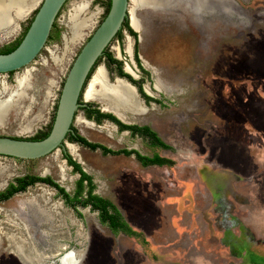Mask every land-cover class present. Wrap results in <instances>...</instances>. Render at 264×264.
<instances>
[{"label":"rangeland","instance_id":"obj_1","mask_svg":"<svg viewBox=\"0 0 264 264\" xmlns=\"http://www.w3.org/2000/svg\"><path fill=\"white\" fill-rule=\"evenodd\" d=\"M180 1L150 8L131 0L130 21L139 40L125 29L123 39L108 47L125 68L132 58L139 70L137 50L152 72L145 89L165 100L162 107L118 110L166 122L163 136L173 148L162 154L174 164L144 167L130 156L76 143L77 156L68 147L93 176L95 193L115 202L147 242L111 231L90 207L66 205L51 186L34 185L0 203V264H24L12 248L14 234L34 247L43 264H66L62 260L71 251V264H244L228 246L241 225L244 250L258 254L248 253L245 260L264 264V0H214L210 10ZM41 2L27 0L21 18L11 13L9 26L0 29V49L22 36ZM84 3L83 15H93L94 24L66 51L71 15ZM106 3L69 0L40 55L13 75L0 74L1 94L25 80L21 109L11 110L0 135L33 137L50 127L66 75L105 17ZM208 12L214 17L209 25L203 20ZM99 66L86 95L114 110L111 100L98 96L101 80L116 83V67H108L105 58ZM85 120L79 111L76 127L92 142L112 149L136 143L122 141L111 123L104 128ZM23 175L50 177L72 194L80 177L62 149L37 159L0 156V191ZM47 251L53 255L49 260Z\"/></svg>","mask_w":264,"mask_h":264},{"label":"water","instance_id":"obj_2","mask_svg":"<svg viewBox=\"0 0 264 264\" xmlns=\"http://www.w3.org/2000/svg\"><path fill=\"white\" fill-rule=\"evenodd\" d=\"M68 1L42 0L20 44L11 52H0V74L18 71L40 55ZM130 3L131 0H111L107 14L77 54L63 83L50 133L37 140L0 135L1 156L37 159L61 148L67 150V136L74 131L72 126L76 122L77 112L86 105L82 104V97L88 100L86 92L94 79V76L90 78L92 70L130 19ZM130 25L133 27L132 23ZM72 253H67L64 259L66 264L75 261Z\"/></svg>","mask_w":264,"mask_h":264},{"label":"flooded vegetation","instance_id":"obj_3","mask_svg":"<svg viewBox=\"0 0 264 264\" xmlns=\"http://www.w3.org/2000/svg\"><path fill=\"white\" fill-rule=\"evenodd\" d=\"M67 4V3H66ZM163 4V3H162ZM151 8V7H150ZM107 14V13H106ZM214 20V17L212 16L211 18V21H210V24L211 22ZM129 21V25L132 23V21H130V19L128 20ZM127 22V21H126ZM125 22V23H126ZM209 25V24H207ZM130 27L135 31L137 32V30L132 27L130 25ZM127 29L129 31V29L125 26L124 24V27L123 29L118 33V35L116 36V38H122L123 39V32L124 30ZM130 33V31H129ZM131 34V33H130ZM132 35V34H131ZM133 36V35H132ZM134 37V36H133ZM115 38V39H116ZM136 39V41L139 40L138 38V32H137V37H134ZM114 39V40H115ZM18 40V39H17ZM16 40V41H17ZM14 41V42H16ZM12 44V43H11ZM10 45V44H9ZM105 53H110L108 51V48L106 49V52ZM112 54V53H111ZM105 55V54H104ZM103 55V56H104ZM102 56V57H103ZM106 60H107V65L108 67H113L115 66L116 67V74L118 75L117 79H124L126 80L127 82H129L130 84H132L133 87H135V90L137 93H139L137 95V101L139 102L140 104V107H141V111H136L138 113H141V112H145V111H148L151 107L155 108V109H159L162 107L163 103L165 102V100H163L161 97H159V94L157 92H150L148 89H145V82L150 78H152V72L146 68V66L144 65L143 63V59L140 57V55L138 54L137 50H135V60L137 62V65L139 67V70L136 68V64L134 62V60L131 58V64L127 65L128 67L125 68L124 67V64H123V61L122 60H119L121 62V64H116V65H110L109 64V61H108V58L107 57H104ZM102 58V60L104 59ZM114 58H116L114 56ZM117 59V58H116ZM101 60V61H102ZM101 61L99 62V64L96 63L95 67L93 68L92 70V73L90 75V78L95 76L96 74V71L98 70V68L100 67V63ZM134 67L136 70H134L132 67ZM128 68H130L133 72H135L134 74L131 73V71L128 70ZM126 70V71H125ZM125 73V74H128L130 75V77H127V76H124L122 75L121 73L122 72ZM15 72L17 71H13V72H10V73H7V75H13ZM140 73V75L138 74ZM94 74V75H93ZM63 86V85H62ZM154 88L157 89V87H155L154 85ZM92 100V99H91ZM91 100H85L84 97H82V104H86L84 106H82L79 111H83V114H84V117L85 119L88 121V122H91L93 125H99V127H104L105 128V124L108 122V123H111L112 127L114 128V130H116L117 134L121 136V140L125 141L128 143V141H132V140H135L136 143L132 146H123L119 149H112L104 144H101V143H98L100 145H102L103 147H107L109 149H112L114 151H120V153L118 154H112V153H105L104 152V149L102 147H99V148H96V149H93L92 147L88 146V145H85L83 144L82 142H80L78 140V136L81 135L83 137H85L88 141H90L86 136H84L76 127V123H77V119H78V113L79 111L77 112V117H76V122L74 123V125L72 126L74 131L73 132H70L67 136V141H68V144L71 143V144H80L84 147H88L89 149L91 150H101V152L103 154H111V155H124V156H130V157H133L135 159V162L137 165H142L144 167H151V166H167L169 167L170 165H167V164H163L161 162H159L158 160L157 161H152V159L156 158V156L160 157L161 159H170L169 157L167 156H164L162 153L163 152H167V150L169 148L166 147V145H168L169 143L167 142L166 139H164V136L163 134H165V131H166V128H167V124L166 122H164L161 118H159L158 116L155 118L154 121L144 117V118H137L136 117H133L130 118L129 115H126L125 113L124 114H117L116 112L112 111V110H109L108 108L106 109V107H101L98 103L96 102H93ZM58 104V102H57ZM57 104H56V109H57ZM97 110L100 112H97ZM125 112V111H124ZM126 112H129L128 110H126ZM55 114H56V111H55ZM102 114V115H101ZM110 115H114L116 117L117 120H114L113 117H111ZM55 118V116H54ZM54 118H53V121H54ZM85 120V121H86ZM53 121H52V124L50 125L51 128H52V125H53ZM156 124V125H154ZM164 124V126H163ZM128 126H130L131 128H129ZM155 126H159L160 127V131L159 129H157ZM145 127H149L150 129H152L153 131H155L158 135V137L160 138V142L157 141L156 139L153 138V136L151 134H146V130H145ZM116 128V129H115ZM49 128H47L48 130ZM165 129V131H164ZM45 130V131H47ZM51 131V129H50ZM41 131H39L37 133V135L40 133ZM50 133V132H49ZM36 135V136H37ZM8 136V135H7ZM125 136H128L125 137ZM13 137H18V138H27V139H31L32 137H22V136H13ZM35 137V136H33ZM92 142V141H90ZM92 143H96V142H92ZM62 149V148H61ZM66 151H63V154H64V157H65V154L66 153H69L71 156H72V153L71 151L69 150L68 148V145L66 146ZM69 150V151H68ZM126 151H130L131 154H126ZM1 156V155H0ZM10 157V156H9ZM73 157V156H72ZM74 158V157H73ZM65 159H67L65 157ZM75 159V158H74ZM172 159V158H171ZM76 160V159H75ZM68 161V160H67ZM79 162V161H78ZM80 163V162H79ZM81 164V163H80ZM70 165V164H69ZM73 167V170H75V167L73 165H71ZM82 166V164H81ZM83 167V166H82ZM85 170V168H83ZM76 171V170H75ZM87 173L88 171L85 170ZM77 172V171H76ZM79 173V172H77ZM79 175L81 176V174L79 173ZM24 176H27V175H23V176H19L17 178H21V177H24ZM17 178L15 180H13L12 182L10 183H7V185L5 186V188L3 190L0 191V194L1 193H6L7 190L11 187V184H14L15 186H20L22 183H20ZM80 178V177H79ZM52 179V178H51ZM79 180V179H78ZM77 180V181H78ZM94 180V179H93ZM52 181H54L55 183H58V185L60 187H63L65 188L63 185H61L59 182H57L56 180L52 179ZM95 182V181H94ZM34 185H45V186H51L52 189H55L56 192L55 194H59V196L63 197V200H64V203L66 205H69V206H72L76 209H78L79 207H90L91 206H82L79 202L77 201H74V203H76L75 205H72L71 202L69 201V199H67L65 197V195L60 192V189L58 188V186H55L53 183L51 182H44V181H35L34 183H29L27 185V189L29 187H32ZM26 189V190H27ZM26 190H20L19 192H15L10 198H12L13 196H15L16 194H19V193H22ZM65 190L67 191V189L65 188ZM78 190V183L76 182V187H75V190H74V193H70L69 191H67L71 197H74L75 193L77 192ZM84 196H87V194L84 193ZM102 196V195H101ZM105 197V196H104ZM10 198H7V199H4L2 198L0 200V203L3 202V201H6V200H9ZM85 198V197H84ZM107 198V197H106ZM110 199V198H109ZM111 200V199H110ZM114 204L117 206V208L119 209V211L122 213L121 209L118 207V205L114 202ZM92 209V208H91ZM99 213V218H100V212L99 210H95ZM122 215L124 216V214L122 213ZM124 219L126 220V218L124 217ZM101 221V219H100ZM127 221V220H126ZM128 222V221H127ZM102 224H106V223H103L101 221ZM129 223V222H128ZM130 224V223H129ZM6 227L9 228L8 226V222H6ZM109 229L113 232H115L109 224H106ZM131 225V224H130ZM132 226V225H131ZM231 227H234L233 225H231ZM236 227H239V226H236ZM243 226L241 225L239 227V232L236 233V235H234L233 237H230L231 239L228 240V246H229V250H230V254H232V256H234L235 258L239 259L240 260V263H244V264H250V263H247V261L245 260V257L246 255H248V253H252L253 255H258L256 254L255 252H249V251H246L244 250V228H242ZM134 229V228H133ZM246 229V228H245ZM136 230L140 236L138 235H132L131 237L135 238V239H138V240H143L144 242H147V240L142 236V234H144L143 232L137 230V229H134ZM227 231V229H226ZM247 231V229H246ZM119 232H122V231H119ZM119 232H115V233H119ZM124 233V232H122ZM126 234V233H124ZM128 235V234H126ZM130 236V235H128ZM229 239V238H228ZM142 241V242H143ZM257 249V248H255ZM253 249V251L255 250ZM258 252V251H256ZM55 256V255H54ZM260 256V255H259ZM263 257V256H262ZM49 260V259H48ZM50 262V261H49ZM49 264V263H48ZM252 264H260V263H257V262H252Z\"/></svg>","mask_w":264,"mask_h":264},{"label":"bare ground","instance_id":"obj_4","mask_svg":"<svg viewBox=\"0 0 264 264\" xmlns=\"http://www.w3.org/2000/svg\"><path fill=\"white\" fill-rule=\"evenodd\" d=\"M136 1L140 2L141 4H143L146 7L155 8V7L160 6L162 3L169 5V2H173L174 0H136ZM195 2L200 3L203 6V9L206 8L207 10H210V9H212V3L214 2V0H181L180 1L181 4L187 5L189 7L194 5V7L196 8ZM26 3H27V0H0V29L9 26V24L11 23V13L15 14L14 18L23 17L24 12H25L24 8L26 7ZM87 6H88V4L84 3L81 5H78L74 8V12L72 13L71 20H70L72 35L69 39L68 47H67L66 51L71 50L73 45L78 43L84 37V35L86 34V31L88 29H90L94 24L93 15L92 16H89V15L84 16L83 15V13L85 11H87L86 10ZM208 16L210 18H212V13L209 14V12H208L207 16H204V17H208ZM209 17H208V19L206 18L207 20L203 19L205 21V23H207V24H210V21H211V20H209ZM136 28L138 29L137 26H136ZM1 31H2V29H1ZM101 70H102V68L98 69L95 77L99 76ZM128 70L131 71V73H133V74L135 73L130 68H128ZM17 80H19V79L17 78ZM24 81L25 80H19L18 89L11 92V93H9L11 87L9 89L7 86H5L4 93H9L7 97L6 96L4 98H3V96L1 97V95L4 93H2V94L0 93V125L3 124L5 122V120L9 117L11 110H14V109L20 110L21 109L20 100L23 99L25 96V89L23 87ZM101 83H102V88L99 91V96H98L99 99H101L103 101H105L107 99L111 100V103H109L110 107L111 108L114 107L115 109L114 110L112 109V110L114 112H116L117 114L122 115V113L119 112L120 110H118L122 106L128 107V108H132V107L133 108H139V109L141 108L140 104L136 98L135 87H133L126 80L120 78L116 81V83L113 86L109 84L108 80L105 82H102V80H101ZM13 89H11V91ZM86 98L87 99L90 98V95L87 94ZM106 109H107V107H106ZM126 110L127 109H125V112H126ZM68 147L70 148V150L72 152H74L76 154V151L78 148L76 145L68 144ZM8 225L12 231H15L14 227H17V226H15L13 223L11 224V222H9ZM12 238H13L12 241L14 243V246H12V248L14 249V252L18 256V258L24 264H43V258L41 259V257L39 256V254L37 253V251L34 249L33 246L28 245L25 242V240L20 239L17 234H14ZM47 253H49V255L44 257L46 260L53 257V255H51L50 252L47 251ZM64 259L62 260L63 263H65Z\"/></svg>","mask_w":264,"mask_h":264},{"label":"trees","instance_id":"obj_5","mask_svg":"<svg viewBox=\"0 0 264 264\" xmlns=\"http://www.w3.org/2000/svg\"><path fill=\"white\" fill-rule=\"evenodd\" d=\"M110 5H111V0H107L106 13L108 12ZM29 26H30V24L26 27L24 33L16 42H13L10 45H6L2 49H0V52L1 53H8V52H11L12 50H14L22 41V39L25 36ZM125 26L129 29L130 33L134 37H137V32H135L130 27L129 21H127L125 23ZM54 27H55V25H54ZM104 57L108 58L110 65L121 64V62L118 59L114 58V56L111 53H105V55L99 59L97 64H99V62ZM121 74L124 76L130 77V75L125 74L123 72ZM97 112H99V111L97 110ZM110 116L113 117L114 120H117L114 115H110ZM128 127L131 128L130 126H128ZM50 129H51V126L49 127V129L47 131H41L37 136L32 137L31 139L37 140V139H42V138L46 137L49 134ZM145 130H146V134H151L154 139H156L157 141L160 142V138L158 137V135L155 131H153L149 127H145ZM77 138L80 142H82L85 145L92 147L93 149L102 147L104 149L105 153H112V154L120 153V151H114V150L109 149L107 147H103L102 145H100L98 143H92L81 135H79ZM166 147L169 149L173 148L172 145H170V144L166 145ZM126 154H131V152L126 151ZM65 157L67 158L68 163L70 165H73L75 167V170L81 174L79 180L77 181L78 190L75 193L74 197H71L70 194L65 190V188L60 187L58 185V183H55L54 181H52V179L50 177H40L37 175H27V176H24L21 178H17V180L22 184L20 186H15L14 184H11V187L7 190L6 193L0 194V200L2 198H4V199L10 198L15 192H19L20 190H26L27 185L29 183H34L35 181L51 182L55 186H58V188L60 189V192H62L65 195V197L67 199H69V201L71 202L72 205H75L76 203H74V201H77L82 206H91V208L93 210L98 209L100 212L101 221L103 223L109 224L110 227L115 232L122 231V232H124L130 236H132V235L140 236V234L136 230H134L133 227L124 219V216L122 215V213L119 211V209L117 208V206L114 204V202L112 200L95 193L96 184L93 180V176L90 175L89 173H87L83 169L81 164L77 160H75L69 153H66ZM157 160L159 162H161L163 164H167V165H173L174 164V160L171 158L170 159H163V158L161 159L160 157L156 156V158L152 159L153 162L157 161ZM84 193L87 194V196H84Z\"/></svg>","mask_w":264,"mask_h":264}]
</instances>
